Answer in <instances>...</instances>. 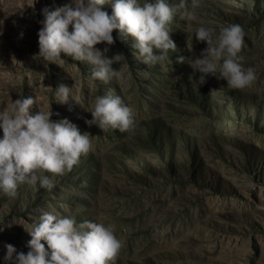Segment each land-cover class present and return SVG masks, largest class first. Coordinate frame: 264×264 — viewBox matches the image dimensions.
I'll return each mask as SVG.
<instances>
[{"label":"rangeland","instance_id":"rangeland-1","mask_svg":"<svg viewBox=\"0 0 264 264\" xmlns=\"http://www.w3.org/2000/svg\"><path fill=\"white\" fill-rule=\"evenodd\" d=\"M71 3L0 0V111L36 98L30 114L50 107L53 121L67 119L92 144L70 172L37 173L52 180L51 190L37 181L19 185L13 197L0 193V264H13L4 259L6 245L29 251L27 230L43 212L114 225L123 247L109 264H264V0H200L195 9L186 0L197 19L174 17L176 51L154 67L137 58L133 37L122 42L114 30V44L95 46L107 47L108 58L125 57L112 65L123 79L108 83L90 79L89 63L63 53L65 69L33 58L43 9ZM112 3L102 6L109 15ZM229 24L244 29L241 63L257 79L242 90L213 76L198 84L200 73L178 57H199L207 47L195 38L198 27L218 35ZM61 84H75L65 104L55 97ZM109 92L133 110V132L85 124L96 97Z\"/></svg>","mask_w":264,"mask_h":264},{"label":"clouds","instance_id":"clouds-1","mask_svg":"<svg viewBox=\"0 0 264 264\" xmlns=\"http://www.w3.org/2000/svg\"><path fill=\"white\" fill-rule=\"evenodd\" d=\"M109 2L72 0L71 4L53 11L43 9L45 18L38 32L39 52L33 58L56 63L65 69L61 59L63 53L75 61L89 63L92 66L90 79L104 83L113 79L119 81L123 79V72L114 70L112 65L120 63L124 55L108 58L105 55L107 47L103 51L95 47L101 43L114 44V30L119 31L122 42H126L128 36L133 37L132 47L138 52L137 58L148 67H154L169 59V51H176L169 28L174 17L179 14L181 20L197 19L186 0L174 4L165 0L154 3L145 0L143 4L139 0H114L111 15L102 10ZM199 6L200 0H191L192 9ZM70 25L72 31H69ZM194 34L196 40L206 42L207 47L199 57L180 56L177 62L187 63L194 73H200L198 81L195 80L198 84H204L206 77L213 76L226 80L229 88L242 90L257 79L255 68H245L241 63L239 54L245 37L241 25L222 26L218 35L213 29L200 26ZM188 50L192 51V44ZM189 78L191 81L192 77ZM73 87L59 85L55 89L56 101L67 103ZM34 104L36 98L32 97L11 100L0 111L3 131L0 193L9 197L15 196L19 185H34L37 181L40 187L51 190L55 186L52 180L37 173L63 175L65 171L70 172L81 155L88 154L92 147L89 133L81 134L67 119L53 121L50 107L48 111L30 114ZM87 111L92 116L91 120H85L89 127L96 125L104 132L109 128L118 129L121 133L133 132L136 128L133 110L121 96L111 92L97 96L94 107ZM27 231L31 236L27 244L29 251L17 253L13 245H6V261H13V264H109L123 247L112 224L106 226L89 220L77 224L73 218H61L49 212H43ZM13 253H16L14 258Z\"/></svg>","mask_w":264,"mask_h":264}]
</instances>
